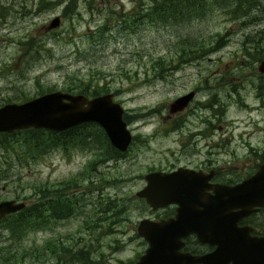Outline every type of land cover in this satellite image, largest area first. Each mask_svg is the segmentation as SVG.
<instances>
[{"label":"rangeland","instance_id":"374dc122","mask_svg":"<svg viewBox=\"0 0 264 264\" xmlns=\"http://www.w3.org/2000/svg\"><path fill=\"white\" fill-rule=\"evenodd\" d=\"M199 1L184 15L161 18L150 12L152 0H0L13 9L0 16V104L56 89L88 96L110 91L133 134L127 150L106 162L99 152L107 144L103 129H93L96 143H82L80 130L57 139L40 128L37 144L27 128L0 132V198L31 204L69 190L79 204L64 217L31 216L21 225L17 214L0 220V264H84L88 257L91 264H127L147 245L137 232L148 212L135 194L143 173L187 161L183 150H210L222 160L243 156L245 145L264 144V94L255 89L264 0H244L240 11L237 0ZM54 15L60 24L44 30ZM224 75L238 78L222 84ZM190 89L197 92L177 129L169 103ZM202 119L210 125L206 138L198 133L206 127ZM108 198L115 214L97 211ZM83 244L91 246L87 256Z\"/></svg>","mask_w":264,"mask_h":264},{"label":"flooded vegetation","instance_id":"af4514ba","mask_svg":"<svg viewBox=\"0 0 264 264\" xmlns=\"http://www.w3.org/2000/svg\"><path fill=\"white\" fill-rule=\"evenodd\" d=\"M195 2L198 3V5L201 4L199 0H193L191 3L188 2V5ZM89 3L90 2H88V4ZM39 5H46V2L41 3L39 1ZM183 5H185V3H183ZM39 8L40 7H38V9ZM174 9V12L178 11V13L182 15L185 14V11L180 8L177 1ZM8 10L13 11L10 5L5 6L0 3V16H2L4 12H8ZM52 18L42 24L44 30L50 31V28L57 27L60 24L61 17L59 16L58 25L50 26ZM263 57L264 56H262L260 60ZM259 72L260 75L257 77V80L260 82L255 86V89L260 95L264 94V72ZM230 77L234 79L238 78L237 75H231L229 77L224 75L222 77V84L229 81ZM230 83H233V80H231ZM261 89L262 92H260ZM191 90L194 94L189 100L190 102L197 92L196 89H190L178 96ZM189 102L181 109L176 111L169 110L170 114L178 115L175 123L177 129L184 125V123H180V120L183 118L182 112L188 107ZM5 103L2 102L0 106ZM202 121L206 122L205 119H202ZM99 131L100 130H97V132ZM209 131L210 125L209 122H206V127L203 128L202 131L198 130V133L200 135L203 134V138H206V134L208 136L210 135ZM63 135H65V133ZM93 136V139H91V135L87 138L81 136L82 143L85 140H90L93 143L98 142V134L96 133V135ZM104 136L105 139L107 137V144L104 148L105 153L101 151V146H99V152L103 155L100 160L107 162L114 159L113 157L115 155H111L109 150H111L112 147H116L110 142L105 131ZM132 141L133 134L131 142ZM62 143L64 144L65 142ZM245 147H247V149L243 156L238 157L232 155L230 158L222 160H217L212 156L210 150L203 151L202 155L199 152V148L194 150H183L182 153L189 157L187 161H172L166 166L152 167L147 170L143 173L144 185L147 183L145 175L148 172L156 170L162 172L179 170L178 179L181 181H178V184L184 187L195 184L197 192L186 197L187 201L183 202V204L179 201H172L155 209L152 208L143 197H141L148 204V212L143 218H148L158 223H162L171 218L176 219L178 223L175 222V225L178 231L190 230L180 237L181 245L179 251L181 253H188L193 257L206 255L212 252L217 246L216 243L207 239V233L213 222V220H211V206L216 203V200L213 198L216 195L214 187L219 185L221 192L218 195L217 211L220 213L219 217L222 219L220 223V229L222 231L221 264H264V144H249L245 145ZM230 152H234V150H231ZM199 155H201V158H197ZM252 176L255 178V183L252 186L246 185L241 188L239 187V184L250 179ZM68 192L69 190L52 194L46 193L39 198H35L34 202L31 204L24 199H17L14 197L0 198V200L14 199L16 201H24L25 205L22 209L29 206L28 214H31L37 220L42 217L49 220L50 217L66 216L64 211L67 210ZM70 206V211L72 210L74 213L78 212L79 204L73 205V203H71ZM22 209L8 213L1 217L0 220L11 214H19ZM3 228L4 226L1 227V229ZM144 242L147 244L146 241ZM235 255L238 256L237 259L235 258ZM188 264L205 263L202 261H193Z\"/></svg>","mask_w":264,"mask_h":264},{"label":"water","instance_id":"95a60500","mask_svg":"<svg viewBox=\"0 0 264 264\" xmlns=\"http://www.w3.org/2000/svg\"><path fill=\"white\" fill-rule=\"evenodd\" d=\"M58 23L59 16H54L50 21V26H56ZM258 69L264 72V57L259 61ZM193 94L194 92L191 90L176 97L170 102L169 110L176 111L183 108L193 97ZM123 112L124 107L113 98L112 92L89 97L84 93H72L56 89L23 101H12L1 105L0 131H13L30 127L62 131L84 122H96L104 129L110 142L119 150L125 151L131 142L132 134L123 119ZM178 173L179 170L148 172L145 175L147 183L135 194L143 197L154 209L172 201H179L183 204L187 201L186 197L197 192V190L195 184L187 187L179 185L178 181L181 180L178 179ZM254 180L255 178L252 176L239 184V187L252 186L255 183ZM195 183L197 184L196 181ZM214 191L216 195L213 198L216 203L211 206V220L213 222L207 233V239L217 245L212 252L199 257L181 253L179 251L180 237L190 230L178 231L175 225L177 220L173 218L162 223L142 218L137 225V232L147 241V247L130 264H188L193 261H202L205 264H221L222 231L220 223L222 219L217 211L218 195L221 192L220 186L216 185ZM24 205V201L0 200V218L22 209ZM237 257L235 255L236 259Z\"/></svg>","mask_w":264,"mask_h":264},{"label":"trees","instance_id":"16d2710c","mask_svg":"<svg viewBox=\"0 0 264 264\" xmlns=\"http://www.w3.org/2000/svg\"><path fill=\"white\" fill-rule=\"evenodd\" d=\"M176 1H177L178 5L180 6V8L186 9L190 5H192V4H189L188 5V2L191 3L193 0H152V5L153 6H152V9H151L150 12L157 13L159 15V17H161V18L164 17V16H168V15L174 13V10H175L174 7H175V4H176ZM180 3H185V5H180ZM241 5H243L244 7H246L245 6L246 5L245 4V1L244 0H237V3L234 5V9L240 11V9L238 7L241 6ZM245 14H246V12H245ZM262 31H264V29L257 30V33L258 32H262ZM98 93L99 92H96V94H98ZM88 128H91L92 130L90 132L84 133L85 129H88ZM93 129H95L96 131L97 130L102 131V128L96 122H85V123L79 124L77 126L70 127V128H68L66 130H63L61 132L60 131H53V130H51V131L53 133H55L57 139H59V137H61L64 133L67 134V133H69L71 131L74 132L75 130H80L81 132H83V135L82 136L84 138H87L90 135L92 136V134L93 135H96V132H94ZM26 130L29 131V132L26 133V136H31V139H33L35 141V144H37L38 143L37 142L38 141V136L40 134L38 132L41 129L40 128L31 127V128H27ZM19 131H21V129ZM74 134H76V133H74ZM74 134H71V135H74ZM32 137H34L35 139L32 138ZM104 138H105V136H104ZM106 140H107V137H106ZM85 142L86 143H90L91 141L90 140H87V141L85 140ZM86 143H84V144H86ZM103 145H104V148H105L104 142H103ZM109 151H110V154L111 155H115V156H121L122 153H123L119 149L113 148V147ZM73 202L74 201H70V196H67V206H66L67 209H70L71 208L70 204L73 203ZM99 203H98L99 206H98V210L97 211H100V212H108V211H111L112 214H115L116 213V211H117V209L115 210L116 205L113 204V203L116 204V202H113L111 199L108 198L107 200L101 201ZM28 211H29V206L28 207H25L24 209H22L19 212V214H17L14 217V221H19V224L20 225L22 224V222L28 221L30 219V217L32 216L31 214H28ZM88 215L92 218L94 214H88ZM22 227H23V230L22 231H24V229H26V228H30L31 227L30 222L27 223V224H25V225H22ZM67 251H69L70 254L73 255V252L70 249V246L67 248ZM80 251H82L85 254V256H87V254H89L91 252V246H90V244H83L80 247ZM73 256L75 258H82L81 256H75V255H73ZM90 259L91 258L88 257L87 261L91 264L92 263V260H90ZM88 262H86L84 264H87Z\"/></svg>","mask_w":264,"mask_h":264}]
</instances>
